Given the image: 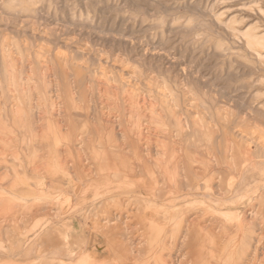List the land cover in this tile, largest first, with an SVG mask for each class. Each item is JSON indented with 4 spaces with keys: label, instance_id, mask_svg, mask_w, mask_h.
<instances>
[{
    "label": "rangeland",
    "instance_id": "374dc122",
    "mask_svg": "<svg viewBox=\"0 0 264 264\" xmlns=\"http://www.w3.org/2000/svg\"><path fill=\"white\" fill-rule=\"evenodd\" d=\"M176 163L185 198L208 186L196 204L219 213L203 256L264 264V0H0V264L76 263L72 219L101 264L110 228L145 257L138 202H160Z\"/></svg>",
    "mask_w": 264,
    "mask_h": 264
},
{
    "label": "bare ground",
    "instance_id": "6f19581e",
    "mask_svg": "<svg viewBox=\"0 0 264 264\" xmlns=\"http://www.w3.org/2000/svg\"><path fill=\"white\" fill-rule=\"evenodd\" d=\"M60 130V129H59ZM59 132V131H58ZM57 132V133H58ZM61 133V132H60ZM132 134V132H129ZM68 134V133H67ZM83 134V133H82ZM128 134V133H127ZM126 134V135H127ZM62 135V134H61ZM62 137V136H61ZM60 137V138H61ZM68 137V136H67ZM130 137V136H129ZM73 138V137H72ZM77 138V137H76ZM83 138V137H82ZM85 138V137H84ZM83 138V139H84ZM90 138V137H89ZM66 139V137H65ZM64 139V140H65ZM68 139V138H67ZM66 139V140H67ZM93 139V137H92ZM133 139V138H132ZM63 140V139H62ZM91 140V138H90ZM58 141H60L58 139ZM68 141V140H67ZM86 141V140H85ZM92 141V140H91ZM83 142V140H82ZM87 142V141H86ZM58 143V142H57ZM72 143V142H70ZM90 143V142H89ZM100 143V142H99ZM131 143V142H130ZM138 143V142H136ZM69 144V143H68ZM87 144V143H86ZM94 145V143H92ZM49 145V144H48ZM47 145V146H48ZM56 145V144H55ZM54 145V146H55ZM60 145V144H59ZM67 145V144H66ZM65 145V147H66ZM79 145V144H78ZM64 146V145H63ZM77 146V145H76ZM92 146V145H91ZM95 146V145H94ZM103 146V145H102ZM131 146V144H130ZM71 147V144H70ZM69 147V148H70ZM74 147V146H73ZM93 147V146H92ZM109 147V146H108ZM107 147V149H108ZM143 147V146H142ZM50 148V147H49ZM54 148V147H52ZM82 148V147H81ZM87 148V146H86ZM96 148V146H95ZM42 149V148H41ZM68 151V148H66ZM64 148V150H66ZM102 149V148H101ZM118 149V148H117ZM143 149V148H142ZM54 150V149H53ZM75 150V149H74ZM83 150V149H82ZM55 151V150H54ZM70 151V150H69ZM78 153L80 150H78ZM124 151V150H122ZM72 152V151H71ZM98 152V151H97ZM116 152V151H115ZM143 152V150L141 151ZM59 153V152H58ZM117 153V152H116ZM119 153V151H118ZM37 154V153H36ZM72 154V153H71ZM99 154V153H98ZM152 154V153H151ZM78 155V154H77ZM165 155V153H164ZM178 155V154H177ZM176 155V156H177ZM72 156V155H71ZM82 155H79V157ZM104 157V156H103ZM115 157V156H114ZM117 157V155H116ZM115 157V159H116ZM162 157V156H161ZM71 158V157H70ZM69 158V159H70ZM99 158V157H97ZM167 158V157H166ZM176 157L174 156V161L177 162L178 158L175 159ZM80 159V158H79ZM82 159V157H81ZM118 159V158H117ZM149 159V158H148ZM165 160V158H158L155 165L157 166H161L162 165V160ZM120 160V159H119ZM124 160V159H123ZM177 160V161H176ZM116 161V160H113ZM125 161V160H124ZM123 161V162H124ZM142 161V160H141ZM34 162V161H33ZM122 162V163H123ZM117 163V162H116ZM63 164V163H62ZM118 164V163H117ZM142 164V162H141ZM150 166V165H149ZM38 167V166H37ZM140 168V167H138ZM176 170L175 172H172V174L169 177V182H165L162 183L160 188L161 191L160 194L163 195V197L160 199V202H151L150 200H142L139 201V207H138V211H144L147 209H150V213L147 212V214L149 213L148 217L146 216V218L142 217V219L140 218H136L135 223L139 224V227H136L137 229L133 230V232L135 234L137 233H141L140 237H139V242L138 244H136V246L138 247L139 245H141L140 247V252L141 253H146V256H148V258L146 259V256L144 257V255H141L140 258L137 257V253L134 251L133 249V244L131 243L130 240L127 239H123L124 234L127 236V233L122 231L119 240L116 238V236L113 235V231L114 229H108L106 234H105V238H104V242H106V248L105 250H107L106 253H104L105 259H109V254H110V249L113 248L116 252H115V257L116 258H120L121 262L119 261L118 264H208L209 262L213 263V264H224L227 262H224L226 260V258H220V257H213L214 255H211L212 261L210 259H206V257L203 256V254H206L204 252V248L208 245V243L210 244V242H213L215 245H217V240L216 238L218 237L215 233V231L213 229H207V227H203L202 226V221L207 217V216H213L214 214H219L218 211L216 210V208L210 206L209 204L207 205L204 201V204L206 205H201L196 204L197 203V199L199 200V198H196L197 196H201L202 198H206L209 196V187L208 186H203L200 187V189H197L195 191H193L192 194H190L191 196L189 198H182L181 196L186 194V190L181 189V187L179 186L180 182V177H181V171L178 170L179 168V163H176L175 166ZM42 169V168H41ZM142 169V168H141ZM148 169V168H147ZM72 170V169H71ZM144 170V169H143ZM66 172V171H65ZM89 172V171H88ZM87 172V173H88ZM105 172V171H104ZM139 172V171H138ZM147 172V171H146ZM193 172V171H191ZM134 174V172H133ZM141 174V173H140ZM191 174V173H190ZM195 174V173H194ZM107 175V174H106ZM137 175V174H136ZM142 175V174H141ZM168 175V174H167ZM167 175L165 176V178L167 177ZM183 175V174H182ZM69 176V175H68ZM104 176V175H103ZM113 176V175H112ZM121 176V175H120ZM71 177V176H70ZM94 177V176H93ZM114 177V176H113ZM116 177V176H115ZM187 177V176H186ZM193 177V176H192ZM201 177V176H199ZM117 178V177H116ZM119 178V177H118ZM122 178V176H121ZM185 178V177H184ZM216 178V177H215ZM91 179V178H90ZM112 179V178H111ZM192 179V178H191ZM190 179V180H191ZM121 180V179H119ZM118 180V181H119ZM188 180V178H187ZM98 181L101 182L102 181H107L106 186L105 187V194L110 193V189L108 188L109 185V180L104 176V177H100L98 179ZM114 181V180H113ZM182 181V180H181ZM184 181V179H183ZM120 182V181H119ZM185 183V182H183ZM186 184V183H185ZM223 185V184H222ZM217 186V184H216ZM102 185H100V189H101ZM190 188V186H188ZM187 188V187H186ZM219 188V187H218ZM109 189V190H108ZM191 189V188H190ZM150 190H153L150 188ZM226 191V189H224ZM221 191V190H220ZM155 192V191H154ZM151 192V193H154ZM188 193H190V191H187ZM73 193V192H72ZM76 193V192H75ZM116 193V191H115ZM119 193V191H118ZM230 193V192H229ZM142 194V193H141ZM156 194V193H155ZM215 194V193H214ZM217 194V193H216ZM222 194V193H221ZM149 195V194H148ZM152 195V194H151ZM220 195V194H219ZM225 195V194H224ZM231 195V194H230ZM114 196V195H113ZM186 196V195H185ZM216 196V195H215ZM222 196V195H221ZM228 196V195H227ZM105 197V196H104ZM148 197V196H146ZM151 197V196H150ZM230 197V196H229ZM110 198V197H109ZM114 198V197H113ZM155 198V197H154ZM98 200V199H97ZM203 200V199H202ZM117 201V200H116ZM195 201V203L193 202ZM224 201V200H223ZM200 202V201H199ZM259 202V201H258ZM112 204L115 203L111 202ZM210 203V202H209ZM110 202L105 203V205H103V211H107L108 209L111 207ZM126 205V204H125ZM137 206V205H136ZM113 207V206H112ZM129 207V206H128ZM115 208V207H114ZM111 209V208H110ZM137 209V208H136ZM110 211V210H109ZM124 211V210H123ZM122 211V212H123ZM121 212V211H120ZM121 212V213H122ZM136 212V211H135ZM126 213V212H125ZM124 213V214H125ZM137 213V212H136ZM15 214V213H14ZM124 214H121L120 216H123ZM138 215V214H137ZM143 215V214H142ZM40 216V215H39ZM111 216L112 213L110 212L109 214H107L108 219L105 221H110L111 220ZM234 219L236 218V215H231ZM95 217V216H94ZM125 217V216H124ZM136 217V214H135ZM198 217V219H196ZM48 218V217H47ZM99 218V217H98ZM129 218V215L126 217V219ZM131 218V217H130ZM129 218V219H130ZM208 218V217H207ZM93 219V217H92ZM128 219V220H129ZM57 220L56 218L54 219V221ZM87 220V219H85ZM213 220V219H212ZM237 221H240L239 219H236ZM89 221V220H88ZM112 221V220H111ZM245 221V220H244ZM84 223V222H83ZM91 223V222H90ZM109 223V222H108ZM114 223V222H113ZM133 223V224H135ZM246 223V222H245ZM257 223V222H256ZM132 223H130L129 225H133ZM220 224V223H219ZM222 224V223H221ZM220 224V225H221ZM231 222H226L225 224H223V226H229L231 227ZM253 224V222H252ZM251 224V225H252ZM260 224V223H259ZM99 225V224H98ZM117 225V224H116ZM119 225V224H118ZM117 225V226H118ZM127 225V224H126ZM219 227H222V225ZM238 226V228L240 227V224H236ZM244 225V224H243ZM112 226V225H111ZM235 226V225H234ZM253 226V225H252ZM259 226V225H258ZM109 226L105 227L108 228ZM116 227V226H114ZM217 227V226H216ZM226 227V228H227ZM242 227V226H241ZM255 229V226H253ZM257 227V226H256ZM96 228V227H95ZM232 228V227H231ZM117 229V227H116ZM105 230V229H104ZM104 230H102L104 232ZM120 230V229H119ZM117 230V231H119ZM228 230V229H227ZM242 230V229H241ZM120 232V231H119ZM118 232V234H119ZM132 233V232H131ZM233 233V231H232ZM243 233V232H242ZM256 233V232H255ZM99 234V233H98ZM235 234V233H234ZM101 235V234H100ZM131 235V234H130ZM138 235V234H137ZM230 235V234H229ZM134 236V235H133ZM240 236V235H238ZM252 236V235H251ZM57 237V236H55ZM138 237V236H137ZM242 237V236H241ZM44 238V237H43ZM59 238V237H57ZM54 239V238H53ZM56 239V238H55ZM103 239V238H102ZM221 239V238H220ZM226 239V238H225ZM41 240V239H40ZM39 240V241H40ZM47 240V239H46ZM134 240V239H133ZM228 240V238H227ZM240 240V239H239ZM247 240V239H246ZM264 240V238H263ZM137 241V240H135ZM234 241V239H233ZM51 242V241H50ZM49 242V244H50ZM133 242V241H132ZM40 243V242H39ZM43 242H41L40 244H42ZM55 243V242H54ZM224 243V242H223ZM227 243V242H226ZM239 243V242H238ZM245 240H241L240 241V252L241 253H245L244 249H245ZM254 243V242H253ZM39 244V245H40ZM68 244V243H67ZM233 244V243H232ZM247 244V243H246ZM56 246V244H54ZM249 245V244H248ZM44 245H42L43 247ZM47 246V245H46ZM213 246V245H212ZM222 246V245H221ZM232 246V245H231ZM230 246V247H231ZM237 246V245H236ZM251 246V245H250ZM52 249V246H50ZM54 247V246H53ZM46 248V247H45ZM48 248V247H47ZM56 248V247H55ZM233 248V247H232ZM252 248V247H251ZM263 248V247H262ZM67 249V248H66ZM64 249V250H66ZM139 249V248H137ZM230 249V248H229ZM236 249V248H235ZM264 249V248H263ZM63 250V251H64ZM136 250V249H135ZM253 250V249H252ZM72 251V250H71ZM228 251V250H227ZM247 251V249H246ZM45 252V251H44ZM67 252V250H66ZM70 252V251H69ZM95 252V251H94ZM139 252V251H138ZM204 252V253H203ZM217 251H214V253L216 254ZM230 252V251H229ZM251 252V251H250ZM43 253V252H42ZM61 253V252H59ZM212 253V254H214ZM40 254V253H39ZM47 254V253H45ZM227 254V253H225ZM258 254V253H257ZM256 254V255H257ZM66 255V254H65ZM64 255V257H65ZM68 255V254H67ZM228 255V254H227ZM250 255V254H249ZM226 256V255H225ZM182 257V258H181ZM230 257V256H228ZM232 257V256H231ZM68 258V257H67ZM83 258V257H82ZM181 258V260L179 261V259ZM70 259V258H68ZM73 259V258H72ZM76 259V258H75ZM84 259V258H83ZM174 259H176V261H174ZM241 259V258H240ZM47 260V259H46ZM51 260V259H50ZM55 260V259H54ZM62 260V259H60ZM66 260V259H65ZM242 260V259H241ZM90 261V260H89ZM230 261V260H229ZM245 261V259H244ZM243 261V262H244ZM59 262V261H58ZM64 262V261H62ZM66 262V261H65ZM76 262V261H75ZM81 262V261H80ZM79 262V263H80ZM117 262V261H116ZM176 262V263H175ZM243 262H237L236 264H243ZM254 262V261H253ZM252 262V264H253ZM50 263V262H49ZM70 263V262H69ZM230 262H228L229 264ZM245 263V262H244ZM64 264V263H63ZM88 264H94L92 261L89 262ZM257 264V261H256Z\"/></svg>",
    "mask_w": 264,
    "mask_h": 264
},
{
    "label": "crops",
    "instance_id": "0c3cea01",
    "mask_svg": "<svg viewBox=\"0 0 264 264\" xmlns=\"http://www.w3.org/2000/svg\"><path fill=\"white\" fill-rule=\"evenodd\" d=\"M96 181L97 182H95L94 185L95 184L98 185V183H99V186L102 185L101 189H100V187H98V189L101 190L102 192H98L95 195V197L98 200H101V198H103L104 197V194H105V192H104L105 191V187H104V184H100V182L98 180H96ZM185 195L186 194L182 195L181 197L182 198H185ZM42 226L43 225L40 226V229L42 228ZM65 226H66L65 228L67 230L69 229L71 232H75L76 234H78L80 231L83 232V233H85L86 236L84 238H87V243L84 242L85 244L81 248L82 251L81 250H78V249H75V248L72 249V251H70V252H75L77 250L76 252H82L81 253V257L80 258H77L76 259L77 262L76 263H73V264H88L91 261L94 264H101V262L104 261L103 260V247L104 246L101 247V246L95 245L96 243H98V241H97L98 240V237L96 235H94L93 233H90V234L89 233H86V230L81 225L80 220H78V219H72L71 221H69L68 223H66ZM43 234H44V236H47V237H55V236L58 237V235L55 232H53L52 230H50V231H44ZM88 237H89V241H88ZM100 252H102V258H100V257L96 258L95 257V254H99ZM45 253H47V252L45 251ZM49 258L45 256L44 260H46V259L48 260ZM113 260H115V261L118 262V260L120 261L121 259L120 258H115V259L113 258ZM117 262H115V263L118 264L119 262L118 263Z\"/></svg>",
    "mask_w": 264,
    "mask_h": 264
}]
</instances>
